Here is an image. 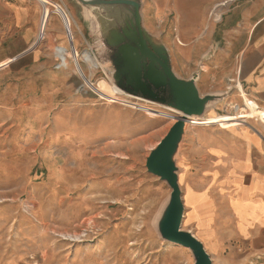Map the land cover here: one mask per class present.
Instances as JSON below:
<instances>
[{
    "label": "rangeland",
    "instance_id": "374dc122",
    "mask_svg": "<svg viewBox=\"0 0 264 264\" xmlns=\"http://www.w3.org/2000/svg\"><path fill=\"white\" fill-rule=\"evenodd\" d=\"M174 19L170 14L164 28L152 31L173 34ZM12 20L0 19V264H196L188 248L162 239L159 219L171 189L146 169L151 149L176 120L123 105L133 99L110 85L113 69L98 59L102 46L84 29L75 38L88 83L75 71L71 53L77 47L74 38L67 43L63 24L70 50L60 53L68 69L58 60L60 41L48 29L34 52L20 56L25 49L10 31ZM6 59L15 60L6 66ZM226 107L232 115L239 108L238 118L252 112L230 105L217 112L225 115ZM195 119L177 167L182 189L192 183L209 190L219 230L220 211L229 202L211 181L202 149L225 136L218 126H196ZM182 229L208 247L194 223L184 218ZM229 244L237 254L244 251L237 238Z\"/></svg>",
    "mask_w": 264,
    "mask_h": 264
},
{
    "label": "crops",
    "instance_id": "0c3cea01",
    "mask_svg": "<svg viewBox=\"0 0 264 264\" xmlns=\"http://www.w3.org/2000/svg\"><path fill=\"white\" fill-rule=\"evenodd\" d=\"M48 1L61 7L69 16V21L65 19V22L76 31L71 30L77 47L71 57L74 58L76 73L88 83L89 79L78 61L85 56L78 49L81 40L75 35L83 34L84 29L90 38H94L89 15L92 11L81 5L79 0ZM142 2L144 28L166 47L174 74L184 81H191L197 75L195 83L201 98L221 97L213 102L204 116L196 117L199 121L196 126H218L222 136H225L207 149H202V155L208 164L204 167H211V181L221 186L224 191L222 197L229 202V206L220 211L222 224L218 230L214 221L216 211L209 203V190H200L189 183L182 189L185 219L199 228L213 264H264V118L259 115L264 114V0ZM170 14L175 15L173 34L169 32L165 37L163 32H153L152 28L157 25L159 28L167 25ZM39 15L37 0H0V19L13 18L10 31L13 29V33L20 35V44L25 49L20 56L34 52L36 49L32 48L48 34V29L49 34L60 41L57 46L61 49L58 60L62 67L68 69L67 61L60 53L70 50L61 30V17L53 12V8L50 16ZM55 22L60 24L59 29L53 26ZM14 60L6 59L4 63L8 66ZM121 103L134 107L132 100H121ZM139 105L151 118H173L167 107L162 106L167 111L162 112L154 107L159 105L148 101ZM229 105L245 107L252 112L250 115L242 113L247 118L243 117L240 121L230 118L229 113L220 115L217 112ZM183 179L184 174L180 172L179 184ZM196 238L200 240L199 236ZM234 238L243 244L244 251L240 254L229 244ZM220 252L226 256L220 258ZM215 259L220 261L215 263Z\"/></svg>",
    "mask_w": 264,
    "mask_h": 264
},
{
    "label": "water",
    "instance_id": "95a60500",
    "mask_svg": "<svg viewBox=\"0 0 264 264\" xmlns=\"http://www.w3.org/2000/svg\"><path fill=\"white\" fill-rule=\"evenodd\" d=\"M79 2L92 11L89 15L94 37L102 46L98 59L111 65L113 72L109 81L118 95L166 106L179 114L176 124L151 149L146 163L148 173L171 189L158 231L165 242L188 248L196 264H213L201 241L182 229L185 207L177 160L189 122L204 116L221 97L201 98L195 83L197 75L191 81H184L174 74L166 47L144 28L142 0Z\"/></svg>",
    "mask_w": 264,
    "mask_h": 264
},
{
    "label": "bare ground",
    "instance_id": "6f19581e",
    "mask_svg": "<svg viewBox=\"0 0 264 264\" xmlns=\"http://www.w3.org/2000/svg\"><path fill=\"white\" fill-rule=\"evenodd\" d=\"M38 4H39V8H40V15L39 16H50L51 14V10L53 8L54 3L52 1H48V0H37ZM48 8V10H47ZM60 17V16H59ZM241 108V107H240ZM173 114V120H177L179 117V114H177L174 110H172L171 108H169ZM230 109V108H229ZM239 110V108H237ZM234 109L235 113H238V110ZM232 110V109H231ZM230 118L235 119L236 121H238L240 118L236 117L235 115L230 114ZM259 115L263 116L264 118V114L260 113ZM195 117L189 122L188 125L194 126V124L196 123L195 121ZM240 121V120H239Z\"/></svg>",
    "mask_w": 264,
    "mask_h": 264
},
{
    "label": "built area",
    "instance_id": "2783aa9c",
    "mask_svg": "<svg viewBox=\"0 0 264 264\" xmlns=\"http://www.w3.org/2000/svg\"><path fill=\"white\" fill-rule=\"evenodd\" d=\"M51 12H52V10H51ZM53 12L54 13H56L57 15H63V16H65V18L63 17V16H61V19H62V23H63V28H64V30H65V32L67 33V36H68V38H69V40L70 39H72L73 38V35H72V27H71V24L70 23H68L67 22V24H66V20L68 19V21H69V16H68V14L66 15V13L64 12V10L61 8V7H59L58 5H53ZM66 19V20H65ZM84 91V87L83 86H80L79 87V91ZM96 92V91H95ZM97 95H98V93H97ZM99 96V95H98ZM100 97V96H99ZM134 103L132 104V105H134V107H132V108H134V109H137V110H139V111H142V112H144L143 110H141L140 109V102L139 101H134V99L132 100ZM231 111H233V112H235L234 111V109H232ZM226 113H230L229 112V110H227L226 109V111H225ZM230 114H232V113H230ZM241 119H243V118H240L239 120H241Z\"/></svg>",
    "mask_w": 264,
    "mask_h": 264
}]
</instances>
